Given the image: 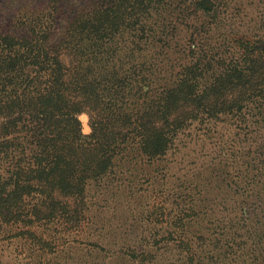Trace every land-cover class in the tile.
I'll return each instance as SVG.
<instances>
[{
  "label": "trees",
  "instance_id": "trees-1",
  "mask_svg": "<svg viewBox=\"0 0 264 264\" xmlns=\"http://www.w3.org/2000/svg\"><path fill=\"white\" fill-rule=\"evenodd\" d=\"M204 124L240 133L193 162L172 230L125 264H264V0H0V264L98 252L76 238L94 189L127 165L176 178Z\"/></svg>",
  "mask_w": 264,
  "mask_h": 264
},
{
  "label": "rangeland",
  "instance_id": "rangeland-1",
  "mask_svg": "<svg viewBox=\"0 0 264 264\" xmlns=\"http://www.w3.org/2000/svg\"><path fill=\"white\" fill-rule=\"evenodd\" d=\"M81 121L83 133L89 134L90 131L85 132V128L90 129L88 117L81 116ZM208 128L207 124L194 126L192 132L188 131L177 142L170 157L171 161L176 162L172 166L174 173L177 172L176 178H172V175L168 178L163 169L165 165L161 163L159 171H155L153 166L127 165L103 180L93 192L95 204L85 228L87 233L76 238L84 246L98 242L104 250L91 253L83 249L86 247L74 245L68 248L71 251L68 255L70 259L65 258L62 264H125L123 253L129 247L156 253L154 241L163 240L172 230L168 206L175 209L172 216L182 209L168 196L188 193L182 184L196 170L193 162L202 164L211 158L208 152H219L222 139L231 140L237 132L240 133L235 126L219 127L217 134L213 130L209 132ZM181 161H185L183 165L178 164ZM163 207L166 209L165 215L159 218L155 214Z\"/></svg>",
  "mask_w": 264,
  "mask_h": 264
},
{
  "label": "clouds",
  "instance_id": "clouds-1",
  "mask_svg": "<svg viewBox=\"0 0 264 264\" xmlns=\"http://www.w3.org/2000/svg\"><path fill=\"white\" fill-rule=\"evenodd\" d=\"M82 119H83V117H82ZM89 131H90L89 128H85V132H89Z\"/></svg>",
  "mask_w": 264,
  "mask_h": 264
}]
</instances>
